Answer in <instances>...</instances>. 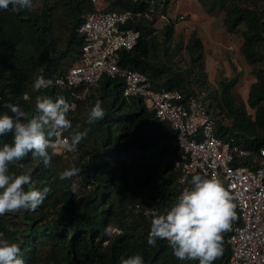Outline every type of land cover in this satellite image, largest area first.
I'll return each mask as SVG.
<instances>
[{
	"label": "trees",
	"instance_id": "1",
	"mask_svg": "<svg viewBox=\"0 0 264 264\" xmlns=\"http://www.w3.org/2000/svg\"><path fill=\"white\" fill-rule=\"evenodd\" d=\"M100 1L105 5L101 10L91 0H33L31 10L19 13L11 6L0 9V115H12L5 107L11 104L34 118L39 115L37 97L53 102L63 97L71 105L68 90H36V80L65 75L80 64L83 37L78 29L88 14L141 11L151 18L127 24L140 32V38L132 50L120 52V67L143 73L155 90H178L185 98L204 96L218 138L254 153L264 148V0L203 4L211 15L222 13L224 31L242 40V55L256 79L248 95L254 116L234 99L239 75L220 81L215 91L211 88L205 45L196 31L190 32L185 45L176 42L175 22L167 18L175 0ZM164 18L165 25L157 28ZM182 51L188 56L186 64L180 61ZM123 89L122 79L105 76L70 109L67 118L73 127L64 131L65 136L70 140L73 132L90 130L67 158L56 153L46 167L29 153L9 165L10 175L31 176L26 191L50 189L35 212L0 216V233L19 245L24 264H122L135 255L142 256L144 264H199L177 259L167 240L157 239L154 247L147 242L153 213L166 214L183 189L179 180L184 175L177 167L182 153L170 124L161 122L143 99H125ZM97 101L102 102L104 119L88 124ZM12 139L11 134L0 136V147ZM249 163L248 159L241 164ZM73 167L79 174L61 180L60 174ZM73 182L79 186L75 194ZM226 238L227 233L223 254L214 264H224L229 257Z\"/></svg>",
	"mask_w": 264,
	"mask_h": 264
},
{
	"label": "built area",
	"instance_id": "2",
	"mask_svg": "<svg viewBox=\"0 0 264 264\" xmlns=\"http://www.w3.org/2000/svg\"><path fill=\"white\" fill-rule=\"evenodd\" d=\"M91 1L96 6L100 4V0ZM141 18L151 16L141 11L88 14L78 29L83 37L80 64L65 75L44 78L53 81L47 88L68 90L75 108L103 77L122 79L125 99H143L161 122L170 124L177 132L182 153L177 167L184 177L199 174L223 180L233 196L236 219L232 230L227 232L229 257L224 264H264V148L254 153L218 138L204 96L185 98L178 90H155L143 73L120 67V52L132 50L140 38V32L127 28V24ZM179 21L186 30L190 28L191 21L186 15L179 16ZM66 138L69 139L62 132L60 139ZM55 152L64 159L72 153L63 147H57ZM248 159L249 165L241 164ZM182 185L180 195L185 188H191L187 179ZM114 232L116 229L111 230Z\"/></svg>",
	"mask_w": 264,
	"mask_h": 264
},
{
	"label": "clouds",
	"instance_id": "3",
	"mask_svg": "<svg viewBox=\"0 0 264 264\" xmlns=\"http://www.w3.org/2000/svg\"><path fill=\"white\" fill-rule=\"evenodd\" d=\"M13 12L31 10L33 0H0V9ZM51 79L39 77L34 88L39 90L51 86ZM59 83V82H58ZM12 115H0V136L11 134L10 144L0 147V216L24 211L35 212L45 201L50 189L25 190L32 180L29 174L10 175L9 165L20 161L31 153L34 159L40 158L44 165L50 166L52 155L57 147L72 152L85 139L90 129L73 132L70 140L60 139L62 132L72 129L67 118L70 105L63 97L56 102L49 97H37L38 116L28 119L27 114L19 107L5 105ZM105 116L102 102L97 101L88 113L86 123L92 124L103 120ZM77 125V128H80ZM50 137H56L53 142ZM52 149V154H49ZM79 174L73 167L60 174V179H72ZM187 177H181L183 184ZM191 188H185L177 202L166 214L153 213V220L148 236L149 246L154 247L157 239L167 240L175 257L181 261L198 260L199 264H214L223 254L224 234L232 230V222L236 219L233 196L215 177L205 178L194 175L189 182ZM79 186L75 182L71 191L75 194ZM20 247L10 243L0 233V264H24L20 258ZM122 264H144L143 257L135 255L122 260Z\"/></svg>",
	"mask_w": 264,
	"mask_h": 264
},
{
	"label": "rangeland",
	"instance_id": "4",
	"mask_svg": "<svg viewBox=\"0 0 264 264\" xmlns=\"http://www.w3.org/2000/svg\"><path fill=\"white\" fill-rule=\"evenodd\" d=\"M248 1L256 2L257 0ZM208 3L209 0H175L173 2L167 18H171L175 22L176 42L182 41L185 45L190 32L196 31L205 45L206 70L209 74L211 88L215 91L220 81L239 75V83L233 90L234 99L238 105L245 104L248 112L254 116L255 111L248 107V95L250 87L256 79L242 55V40L224 31L223 14L211 15L208 13L205 8ZM100 4L96 6L98 10L105 7L101 1ZM181 15H186L191 21L188 30L179 21ZM165 22L166 18L160 19L156 27L162 28ZM187 57V53L182 51L180 61L186 64Z\"/></svg>",
	"mask_w": 264,
	"mask_h": 264
}]
</instances>
